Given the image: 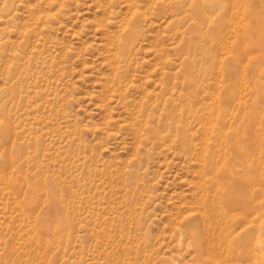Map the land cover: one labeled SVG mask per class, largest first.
<instances>
[{"label":"rangeland","instance_id":"rangeland-1","mask_svg":"<svg viewBox=\"0 0 264 264\" xmlns=\"http://www.w3.org/2000/svg\"><path fill=\"white\" fill-rule=\"evenodd\" d=\"M263 201L264 0H0V264H264Z\"/></svg>","mask_w":264,"mask_h":264},{"label":"bare ground","instance_id":"bare-ground-1","mask_svg":"<svg viewBox=\"0 0 264 264\" xmlns=\"http://www.w3.org/2000/svg\"><path fill=\"white\" fill-rule=\"evenodd\" d=\"M129 1H130V0H129ZM148 1H149V0H148ZM129 3H130V2H129ZM134 4H135V3H134ZM147 4H148V3H147ZM131 7H132V6H131ZM263 202H264V201H263ZM252 207H253V206H252ZM254 207H255V206H254ZM258 208H260L259 210H261V207H260V206H259ZM258 208H257V209H258ZM252 211H254L253 208H252ZM259 212H261V211H259ZM254 213H257V212H255V211L252 212V214H254ZM250 214H251V213H250ZM259 215H260V214H259ZM250 216H251V215H250ZM253 216H254V215H253ZM254 217H255V216H254ZM257 217L259 218L258 214H257ZM246 219H247V217H246ZM246 219H245V220H246ZM259 229H260V227H259ZM261 230H262V228H261L259 231H261ZM259 231H258V233H259ZM262 235H263V234H262ZM257 236H258V235H257ZM208 252H209V251H208Z\"/></svg>","mask_w":264,"mask_h":264}]
</instances>
